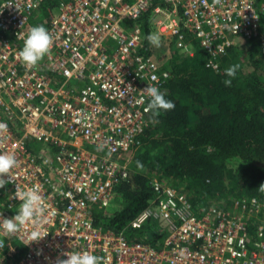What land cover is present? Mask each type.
Returning a JSON list of instances; mask_svg holds the SVG:
<instances>
[{
  "label": "built area",
  "instance_id": "built-area-1",
  "mask_svg": "<svg viewBox=\"0 0 264 264\" xmlns=\"http://www.w3.org/2000/svg\"><path fill=\"white\" fill-rule=\"evenodd\" d=\"M263 0H2L0 2V152L18 161L0 188V215L19 210L21 189L38 187L46 204L40 227L0 228V264H57L88 251L101 264H264V198L228 208L194 207L176 189L151 181L155 198L131 222L161 221L162 247L129 241L94 220L127 180L151 123L146 85L162 91L169 71L143 43L137 21L183 56L205 52L206 66L238 40L256 38ZM50 3L48 21L41 9ZM52 34L49 53L26 68L16 53L29 29ZM213 65L215 67H213ZM155 76L157 79L153 80Z\"/></svg>",
  "mask_w": 264,
  "mask_h": 264
},
{
  "label": "trees",
  "instance_id": "trees-1",
  "mask_svg": "<svg viewBox=\"0 0 264 264\" xmlns=\"http://www.w3.org/2000/svg\"><path fill=\"white\" fill-rule=\"evenodd\" d=\"M50 6L41 9L43 24ZM137 25L143 43L150 45L148 16ZM193 46L191 56L170 48L169 79L162 92L175 107L155 116L151 112L127 180L115 188L108 213L94 212V220L104 228L156 249L166 236L157 231L159 223L164 226L161 221L147 220L138 229L130 226L155 198L152 180L178 188L194 207L213 206L207 200L230 194V200L217 207L228 208L241 198H264V11L259 35L230 46L218 58V72L206 66L205 52L196 42ZM233 64L239 68L225 86L224 69Z\"/></svg>",
  "mask_w": 264,
  "mask_h": 264
},
{
  "label": "clouds",
  "instance_id": "clouds-1",
  "mask_svg": "<svg viewBox=\"0 0 264 264\" xmlns=\"http://www.w3.org/2000/svg\"><path fill=\"white\" fill-rule=\"evenodd\" d=\"M147 40L150 44L158 47L161 37L159 33L151 32L147 34ZM52 42V34L43 24L34 25L24 36L23 46L17 51L16 55L26 68L36 67L49 53ZM213 67L215 66L213 65ZM238 68V64H233L224 69L226 78L223 80V84L225 86L231 85V78L235 76ZM152 79L156 80L157 78L153 76ZM144 90L150 98L146 111L151 110L154 116L160 110H170L175 107L174 101L167 99L156 84L146 85ZM6 128L7 125L0 122V131ZM17 165L18 161L14 153L0 152V188L4 187L7 182L3 177L5 175L10 176V171ZM261 186L264 187V184ZM14 196L21 201L19 210L10 218L0 215V228L7 234H12L22 227L33 225V230L29 233V240L38 241L45 237L47 233L40 225L44 218L46 204L38 187L21 189L17 186ZM64 256L66 258L59 259L57 264H101V257L88 251L71 250L65 252Z\"/></svg>",
  "mask_w": 264,
  "mask_h": 264
},
{
  "label": "rangeland",
  "instance_id": "rangeland-1",
  "mask_svg": "<svg viewBox=\"0 0 264 264\" xmlns=\"http://www.w3.org/2000/svg\"><path fill=\"white\" fill-rule=\"evenodd\" d=\"M260 7H261V9L262 8L264 9V0L260 3ZM236 44H238V41L236 42ZM170 48H171V46L169 48L166 47V45L164 43H162V41L160 42V45L158 47L153 45V53L155 55L154 57L158 60V62L161 64V66L164 69H168L167 67L170 66L169 62L172 60L171 57L173 55L171 53ZM176 189H178V188H176ZM231 197H232V195L230 194V195H228V196L226 195V197H222L220 199L207 200V202H208V204L217 207L219 205H224L226 203V201L230 200ZM108 210H109L108 208L106 210H104V213H108ZM260 219L264 221V215H262L260 217ZM157 231H164V226L159 223Z\"/></svg>",
  "mask_w": 264,
  "mask_h": 264
},
{
  "label": "crops",
  "instance_id": "crops-1",
  "mask_svg": "<svg viewBox=\"0 0 264 264\" xmlns=\"http://www.w3.org/2000/svg\"><path fill=\"white\" fill-rule=\"evenodd\" d=\"M163 223V222H162Z\"/></svg>",
  "mask_w": 264,
  "mask_h": 264
}]
</instances>
